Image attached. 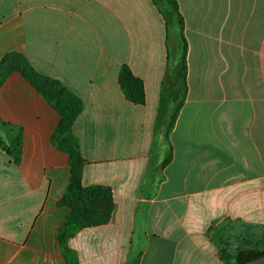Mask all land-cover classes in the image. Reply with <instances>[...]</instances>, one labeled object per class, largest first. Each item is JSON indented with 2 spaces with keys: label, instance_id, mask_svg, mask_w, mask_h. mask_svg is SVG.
<instances>
[{
  "label": "crops",
  "instance_id": "obj_1",
  "mask_svg": "<svg viewBox=\"0 0 264 264\" xmlns=\"http://www.w3.org/2000/svg\"><path fill=\"white\" fill-rule=\"evenodd\" d=\"M177 1L188 94L165 164L166 32L153 0H0V61L23 55L82 101L71 128L82 183L112 192L110 222L68 240L79 264H238L239 251L264 250V0ZM123 65L143 81V105L125 98ZM60 122L20 72L7 76L0 137L19 154L0 146V264H68Z\"/></svg>",
  "mask_w": 264,
  "mask_h": 264
},
{
  "label": "trees",
  "instance_id": "obj_2",
  "mask_svg": "<svg viewBox=\"0 0 264 264\" xmlns=\"http://www.w3.org/2000/svg\"><path fill=\"white\" fill-rule=\"evenodd\" d=\"M163 16L166 32L167 71L162 84L157 122L155 126V144L167 150L165 164L172 159L170 135L176 124L188 94V41L185 36V20L177 0H153ZM20 72L33 88L47 99L59 112L61 122L56 131L59 147L65 151L71 167L70 176L61 205L70 211L59 229V242L68 264H79L76 254L68 247V240L80 229L101 226L110 222L114 203L110 188L103 186H84L81 179L83 160L77 139L71 134L74 120L80 114L82 101L70 92L61 82L36 72L23 55L9 54L0 61V88L12 72ZM119 85L127 100L143 105L145 87L127 65L119 71ZM0 146L11 154L18 155V149L4 146L0 137ZM226 251L221 252L227 258ZM264 256V250L257 247L241 250L236 255L238 264H244Z\"/></svg>",
  "mask_w": 264,
  "mask_h": 264
}]
</instances>
